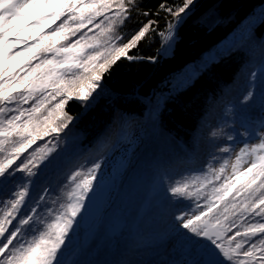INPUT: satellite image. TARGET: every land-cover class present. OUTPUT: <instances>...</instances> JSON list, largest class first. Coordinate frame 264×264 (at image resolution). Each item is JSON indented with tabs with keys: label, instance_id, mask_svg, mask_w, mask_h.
Instances as JSON below:
<instances>
[{
	"label": "snow or ice",
	"instance_id": "obj_1",
	"mask_svg": "<svg viewBox=\"0 0 264 264\" xmlns=\"http://www.w3.org/2000/svg\"><path fill=\"white\" fill-rule=\"evenodd\" d=\"M192 4L193 0H183L182 5L159 4L158 10L173 19L165 32L159 33L164 45L158 51L170 47ZM137 8V0H0V192L15 181L16 173L27 177L26 183L11 191L10 198L0 200V264H93L65 257L77 254L72 234L86 199L101 180L100 162H94L86 172L73 171L67 177L71 190L66 202L58 208L46 207L45 216L37 214L44 195L33 201L29 213L23 209L32 178L46 167L57 166L61 133L75 119L65 111L66 104L76 99L86 107L102 86L103 74L120 59H158L132 54L146 34L155 31L153 21L127 36L118 31ZM142 14L150 15L148 11ZM260 19L264 21V13ZM57 21L61 23L52 28ZM254 23L255 19H250L244 32ZM93 29L95 33L89 35ZM259 72L264 75V63ZM251 75L255 78L257 73ZM190 79L191 75L181 77L171 91L187 87ZM254 98L255 92L249 90L241 103L249 104ZM52 101L57 102L53 105ZM259 103L264 108V92ZM159 105L158 98L156 107ZM258 125L242 121L243 131L229 133V146L217 149L234 152L230 176L224 175L229 166L225 159L218 169L209 168L169 189L176 197L204 199L199 214L174 217L178 223L173 225V251H179L182 258L170 264H264V119ZM210 135L215 137L217 131ZM46 136L56 143L38 146L23 158L37 139ZM233 145L240 147L235 150ZM221 179L217 186L214 181Z\"/></svg>",
	"mask_w": 264,
	"mask_h": 264
},
{
	"label": "trees",
	"instance_id": "obj_2",
	"mask_svg": "<svg viewBox=\"0 0 264 264\" xmlns=\"http://www.w3.org/2000/svg\"><path fill=\"white\" fill-rule=\"evenodd\" d=\"M137 3L138 8L118 31L127 36L153 21L151 28L155 31H149L132 54L158 59H120L103 74L102 86L86 107L79 100H70L65 111L75 119L61 133L57 166L44 168L29 184L30 195L23 212L29 213L33 201L44 195L45 202L37 214L45 216L46 207L58 208L66 202V193L71 190L67 177L73 171L86 172L115 144L128 140L137 129L141 131V145L124 191L111 203L126 211L118 213L124 223V235L111 241L105 231L98 234L97 229H78L79 245L74 250L77 254H69V260L93 264H170L180 260L181 253L173 251L175 239L170 237L177 224L174 217L184 210H194L196 203L204 205V199L176 197L169 189L177 182L182 185L190 181L209 163L221 165L228 153L217 149L229 146L227 135L242 132V121L258 127L264 119V108L259 103L264 92V75L259 72L264 63V21L260 19L264 0H193L166 52L158 51L164 45L159 33L165 32L173 18L158 10V6L182 5L183 0ZM145 11L150 15L144 16ZM250 19H255V23L249 32H244ZM221 46L224 48L217 50ZM253 72L257 73L255 78ZM186 75H191L187 87L172 92L173 84ZM249 90L255 92L254 101L242 104V97ZM158 98L160 105L156 107ZM213 130L217 131L215 137L210 135ZM50 142L56 143L52 136L37 139L23 158ZM26 182L23 173H16L15 181L0 192V200L10 198L11 191ZM222 182L214 181L217 186ZM83 233L89 235L84 242ZM94 237L98 240L96 245L86 244ZM81 248L83 254H79Z\"/></svg>",
	"mask_w": 264,
	"mask_h": 264
},
{
	"label": "rangeland",
	"instance_id": "obj_3",
	"mask_svg": "<svg viewBox=\"0 0 264 264\" xmlns=\"http://www.w3.org/2000/svg\"><path fill=\"white\" fill-rule=\"evenodd\" d=\"M89 35H93V32H89ZM223 48L224 46H221L217 50H220ZM212 54L213 53H211L209 57L212 56ZM141 141H142L141 131L137 129L128 140L125 141L124 139H122L120 142L115 144L114 147L104 156V158H102L99 161L102 165L99 171V176L101 177V180L98 182V186L95 190H97L98 188L108 183H113V185L105 201L103 211L96 216V218L93 220V223L91 224L88 230H83V229L78 228L79 230L83 232L84 231L91 232V229L93 228L94 231H96L97 229L98 234H103L104 233L103 231H105V234H107V236L110 237L111 241L117 240L119 237H122L124 235V232H123L124 223H122L119 220V214H118V213L121 214V212L123 213V210L122 208H119V210H118V207L115 208L116 205L112 207L111 203L115 199H117V196L120 195L124 191L123 187L125 185V181L127 179V176L130 170L132 169V165H133L134 160L136 159L137 150L139 149L141 145ZM233 147L235 150H238L240 145H233ZM227 160H229V166L225 170L224 175L230 176L231 175V162H233L234 160V152L228 153ZM219 166L220 164L218 162H215L212 164L209 163L206 166V170L202 171L198 175H202L203 173L207 172L209 168L218 169ZM199 205L201 206L200 208L197 207V203H196V206L193 205L194 210L190 208L188 211L184 210L177 215H187V216L197 215L199 214V211L204 210V205L203 204H199ZM176 223L178 222L176 221ZM170 237L175 239L173 233L170 235ZM88 238H89V235H87L86 233H83V239H82L83 242L86 241ZM94 239L95 240L92 239L89 243H86V244L96 245L98 240L96 239V237H94ZM72 240H73V236H72ZM92 241H95V242L92 243ZM73 250H75V248ZM175 253H177V251H175ZM67 256L65 257V259L67 258ZM66 260H69V259H66Z\"/></svg>",
	"mask_w": 264,
	"mask_h": 264
},
{
	"label": "water",
	"instance_id": "obj_4",
	"mask_svg": "<svg viewBox=\"0 0 264 264\" xmlns=\"http://www.w3.org/2000/svg\"><path fill=\"white\" fill-rule=\"evenodd\" d=\"M113 183H108L103 185L94 191L91 198L86 199V208L82 210L81 214L78 216V223L75 226V230L72 234L74 246L73 249L79 244L77 237V229L88 230L93 223V220L98 214L103 211L105 201L109 195ZM122 213V212H121ZM122 214H126V211L123 210ZM123 229L124 226H123Z\"/></svg>",
	"mask_w": 264,
	"mask_h": 264
}]
</instances>
